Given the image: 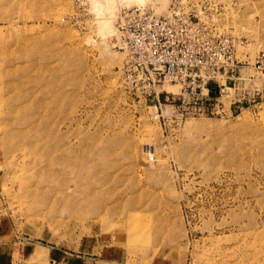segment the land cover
Segmentation results:
<instances>
[{"label": "rangeland", "instance_id": "1", "mask_svg": "<svg viewBox=\"0 0 264 264\" xmlns=\"http://www.w3.org/2000/svg\"><path fill=\"white\" fill-rule=\"evenodd\" d=\"M102 1L0 0V264H264V0L177 6L244 40L215 116L122 76L118 10L169 0Z\"/></svg>", "mask_w": 264, "mask_h": 264}, {"label": "built area", "instance_id": "2", "mask_svg": "<svg viewBox=\"0 0 264 264\" xmlns=\"http://www.w3.org/2000/svg\"><path fill=\"white\" fill-rule=\"evenodd\" d=\"M185 0H169V10L155 13L143 6L121 7L114 17V47L124 54L121 73L127 83L161 99L188 102L189 116L226 113L239 101L229 97L240 79V35L229 33L222 18L180 12ZM189 0H186L188 2ZM177 85L179 92L164 85ZM235 112L236 110L233 109Z\"/></svg>", "mask_w": 264, "mask_h": 264}, {"label": "bare ground", "instance_id": "3", "mask_svg": "<svg viewBox=\"0 0 264 264\" xmlns=\"http://www.w3.org/2000/svg\"><path fill=\"white\" fill-rule=\"evenodd\" d=\"M117 1V0H116ZM127 4H129V3H132V2H138V3H143V1H145V0H124ZM149 1V0H148ZM150 2V1H149ZM126 3H123V4H126ZM134 3H132V4H134ZM126 4V5H127ZM131 4V5H132ZM136 4V3H135ZM118 5H119V2H118ZM121 5V4H120ZM101 6V7H100ZM99 7H100V9L102 10H104L105 9V12L106 13H108L107 14V16H105V18L103 19V20H101L100 21V31L102 32V33H105L106 32V30H107V25H108V22H110L109 20H108V18H110V16H112V13H113V11H114V9H115V0H103L102 2H101V5H99ZM116 14V13H115ZM105 15V14H104ZM113 17V16H112ZM101 19V18H100ZM98 22V21H97ZM107 32H108V30H107ZM106 32V33H107ZM110 32V31H109ZM101 34V33H100ZM199 124V123H198ZM147 148V147H146ZM44 156H46V161H45V163H46V167H47V169L49 170V171H52L53 170V166L57 163V162H59V161H61L60 159H61V157L60 156H58V157H53L52 155H47V153H45L44 154ZM40 253H42V251L41 250H38L37 252H36V254L35 255H37V256H39L40 255Z\"/></svg>", "mask_w": 264, "mask_h": 264}]
</instances>
